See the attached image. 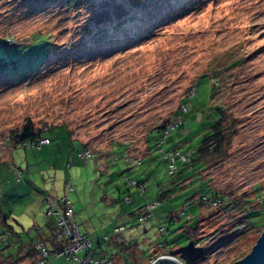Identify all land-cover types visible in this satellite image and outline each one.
I'll use <instances>...</instances> for the list:
<instances>
[{
  "label": "rangeland",
  "instance_id": "374dc122",
  "mask_svg": "<svg viewBox=\"0 0 264 264\" xmlns=\"http://www.w3.org/2000/svg\"><path fill=\"white\" fill-rule=\"evenodd\" d=\"M38 33L48 36L51 47L37 68L40 50L17 46L1 52L24 73L0 65V258L24 254L16 240L26 234L12 218L30 226L36 216L35 223L43 224L47 207L40 199L59 204L66 193L63 171L71 177L60 158L81 148L77 139L63 138V127L43 133L53 154L40 152L43 146L13 145L10 137L29 123L42 129L63 125L100 155L121 145L114 153L122 164L112 180L100 174L98 157L83 162L85 176L93 171L91 180L67 177L79 226L93 239V257L145 264L157 244L168 242L158 256L186 245L192 239L188 229L197 224L195 242L204 254L195 264H236L248 254L264 227V0H0L4 45L29 43ZM99 38L101 47L88 50ZM237 59L243 63L232 66ZM203 75L193 98L184 100V129L191 136L179 151L190 156L200 145L207 122L199 115L209 110L213 87L212 107L224 108L236 121L226 157L202 168L199 180L193 179L194 166L177 161L170 174L159 158L151 172L138 176L147 162L135 169L123 150L140 158L146 136L174 120ZM184 129L177 126L170 134L185 137ZM151 174L146 188L135 185ZM206 179L212 193L235 201L224 209L201 205V195L210 198ZM185 180L190 182L184 186Z\"/></svg>",
  "mask_w": 264,
  "mask_h": 264
},
{
  "label": "trees",
  "instance_id": "16d2710c",
  "mask_svg": "<svg viewBox=\"0 0 264 264\" xmlns=\"http://www.w3.org/2000/svg\"><path fill=\"white\" fill-rule=\"evenodd\" d=\"M104 31L102 30V32H104ZM95 35H97V33L93 34L94 38H95ZM145 37L146 36H144V35L136 37V38L132 36V37H129V40H131V39L134 40V38H135V40H142ZM101 40H102L101 38L96 39L95 43H94L95 45H93V44L88 45V50H90V51L94 50V47L97 45H99L97 47V49L99 47H101ZM4 42H6V39L0 38V65L1 66L8 65L10 67L12 66V68H14L15 70L21 69V68H17V60L13 57H9V59H6L5 56L1 53L2 50L7 49V48H11V47L16 48L17 46L18 47H29V49H30V47H33L32 51L40 50L41 52L39 53V55H40L39 63H38V65H36V62H35V66L33 67V68H37L41 64V62L44 60V58L47 55L48 50L51 47V43H50V41H48V36H45L44 34H40V33L36 34L34 36V38L29 43H26L23 45H21V44L16 45V43H14L13 45H10V44L4 45L5 44ZM116 49H118V47L113 48L110 51L114 52L113 50H116ZM30 51L31 50H25L23 52H25V54H30L32 52V51L31 52ZM98 51H100L103 55L107 53L106 51L101 50V49H99ZM17 57H18V55L16 56V58ZM31 57L32 56L28 55L26 57V59L31 60ZM242 63H243L242 59H237L230 64L232 66H236V65H240ZM20 73H24V72L20 70ZM203 77L206 78V76L203 75V76L199 77L195 81V83L192 85L195 88V93H196V86L195 85ZM207 77H209V76H207ZM211 89L212 90L210 91V94H209V102L207 104V109H209V110H207L205 112L201 111L200 115H199L201 120L204 119L207 122L206 130H204V132L201 134L200 145L193 152L189 153L192 155V157H190L191 155L189 156L191 159V165H186L187 169L188 168L192 169L193 166L195 167L196 172L195 173L193 172L192 175L194 176L193 177L194 179H198V180L202 179L201 178L202 176L199 173V171H201L202 168L206 167L208 164L215 163L219 159H223L224 157H226L227 150H228V148H230L232 141H233V137L237 133V130L235 129V122H236L235 119L233 117H229L228 115H225L223 113V112H225L224 108H222L220 106H213L212 107V105L210 104L211 100L213 98V95H214V88L212 87ZM194 94L191 96L192 98H193ZM191 97H189L187 94V97H184L182 103L180 104V106L186 105L187 112H188L189 108L187 106V103H185L184 100H185V98H191ZM208 111H210V112H208ZM184 114L185 113H183L181 111V109L179 108L177 111L176 117L174 118L173 121H170L167 123L165 122V123L161 124L160 126H158L157 128L151 130L150 134H148L146 136V140L149 141V139H150V140L158 141V146L160 149H162V145L165 143V137L167 135H169L171 133V131L178 126L177 125V117L180 116L182 118V116H184ZM182 120L184 123L182 126L180 125V127L184 129L185 120L183 118H182ZM170 124L173 125L174 128L171 130L169 129V133L167 135H164L165 129H167L168 126H170ZM60 126H63V125H58V126L54 125L48 129H42V128L35 127L32 123H29V124L25 125L24 127H22L21 129L17 130L13 134V136L10 137V140H11L13 145L30 143V145H32V146H38V142L42 138V134L45 131L53 130V129L60 127ZM13 137H15V138H13ZM119 146H121V145H119ZM124 150H126V147ZM174 150L176 151L179 149L178 148H172L169 151H174ZM169 151H162L163 156H164V153L169 152ZM185 153H187V152H185ZM163 159L167 162V160L165 158H163ZM183 165H185V164H183ZM166 170H167V165H166ZM177 170H178V168H177ZM205 181L207 184L206 185L207 189L210 193V198H207V196H206L207 194L201 195L200 200H199L201 205H205L203 202V199H202L203 197H206L211 202H216L217 204L215 206H213V204H210L208 206L209 207H215L217 209L218 208L224 209L231 202V200L235 201L231 195L226 196L225 194L223 195V194L212 193V189L209 187V184H208L209 179H206ZM252 202H253V197H250L249 203L251 204ZM251 206L252 205H250V209H251ZM145 214H146V212H145ZM147 214H149V213H147ZM244 217H246V215ZM169 218H171V217H169ZM177 219H178V217H177ZM4 222H5V220H4ZM198 229H199L198 224L196 227L188 229L189 234L192 235V239H194L195 241H196L195 234H196ZM263 229H264V227H262L260 229V232H262ZM59 235H60V231L58 230V228H56V230L52 231L51 237L49 239L50 247H47L48 251L50 253H54L64 246L65 240L63 238L62 239L59 238ZM164 243L168 246V242H164ZM165 244H162V245L157 244V246H155L153 251L151 252V255L148 257V259L145 260V264H150V262L148 263V261H150L152 259V257L156 258L158 256L156 254V252L158 250H162V248H164L166 246ZM89 251H87V252H89ZM36 254H37V250H36ZM36 258H37V256H36ZM110 260L113 262L112 259H110Z\"/></svg>",
  "mask_w": 264,
  "mask_h": 264
},
{
  "label": "crops",
  "instance_id": "0c3cea01",
  "mask_svg": "<svg viewBox=\"0 0 264 264\" xmlns=\"http://www.w3.org/2000/svg\"><path fill=\"white\" fill-rule=\"evenodd\" d=\"M60 127H63V129H64V132H63L64 137L63 138H66L67 141H69L70 139L71 140H76L77 139L80 142V144H81V148L75 149L74 147H72L71 152L66 153V156H64V154H63L64 157H61L60 159L62 161H63V159H66V167H68L69 169H71V170H69L70 171L69 173H70L71 177L75 180V182L76 181H81V179H83L84 177H86L84 180H86V179H90L91 180L92 177H93V175H94L93 174V171L92 170H91V172L88 171V174L85 176L84 173H83V169H82V168L85 167L84 166L85 164H83V162L89 161V159L88 160H85L81 156V153L85 149H89V148L85 145V143L82 140L73 137V135L69 131V129H67L64 126H60ZM188 131H189V129L188 130H185L184 129L182 131L184 134H186L185 137H183L181 135L180 131H177L174 134L175 136H172V134L168 135V137L165 139L164 145H162V149L159 148L158 141H156V140H150L149 139V141L146 142V149L141 153L140 158L139 157L138 158L136 157L137 156V153H135L133 155H128L127 152H126L127 150H123V151L125 152L126 158H130L131 157V160L130 161H133L134 159L137 160L136 163H135L136 164L135 165V167H136L135 169H138L139 168L138 166H142L144 164V162L145 163L147 162L146 165L144 164L145 167L141 169V171L139 172V175L138 176L144 175V174L146 175L147 172H151L152 171V170L150 171L149 169H152V167L155 164V162L158 163V161H156V158L157 159L159 158L160 161H162V162L165 163V160L163 159V153H162V151H169L172 148H178L179 149V147H180V145L182 144L183 141H188L189 140V137L191 136V133H190V131L189 132ZM197 133L198 132H196L195 134H197ZM42 137H46V138L48 137V140H50V137L48 135H46V134H42ZM29 144L30 143H27L25 145H29ZM49 145H50L49 142H48V144L41 145L40 147H42V146L43 147L40 149V152H45V153H48V154H51L52 152H54L53 148H51V145L50 146ZM68 145H70V143H68ZM30 146L31 147H37V146H32V145H30ZM118 146L119 145H117L116 148L112 149L111 153H105L103 155H100V154L92 151L93 152V157H95V158L98 157L99 158V160H98L99 165L97 167H98V169L100 171V174H102L103 176L110 177V180L113 179V178H111V176H113V174L116 176L117 173H118V171L116 170V166L117 165L121 166V164H122V163L119 162L120 161V157H119L118 153H114V151L115 152L116 151H119L118 150L119 149ZM153 152H157L158 155H153ZM152 158H154V161L152 160V161L149 162V159H152ZM47 160H48V158H47ZM130 161L128 160V162H130ZM114 163H115V166H113ZM80 165H82V166L79 167ZM62 166H63V164H62ZM53 167H56V162L53 164ZM57 167H59V166H57ZM135 169L132 170V171H135ZM96 171H97V169H95V172ZM95 174L97 175V172ZM64 175H65V180H66L65 181V189H67L66 183H69L73 187V184L70 183L71 180L69 181L67 179V177H70V176H67V171H65V172L63 171V176ZM71 177H70V179H71ZM152 178H153V175H152V177L151 176L148 177V179H147V177L146 178L144 177V179L142 180V183L139 184L137 182L136 186H139L140 185L139 187H141V188L144 189V188L147 187L148 182L150 183L152 181ZM150 179H151V181H150ZM193 179L190 180V181L192 182ZM189 182H187V180H185L184 181V186L187 185V184H189ZM160 185L161 184H156V186H160ZM71 192H74V187H73L72 191H70L68 193H67V190H66V193L68 195V198H69V194ZM165 197H167V196H165ZM48 198H50V200H52L53 202H55L54 198H52V197H47L46 198V197L42 196V198L40 199L41 200V203L43 205H46V207H47V204H46L45 201ZM185 204L187 205L188 203L186 202ZM73 210H74L75 219L77 221V225H78V228H79L80 232L81 233L88 234V235H91L89 233V231H88V229H87L86 226H84V228H82L81 226H79L80 225V223L78 221L79 219H77V217H76V213H77L78 210H77L76 206H74V205H73ZM79 210H81V209H79ZM46 215H47V217L43 221V224H37V223H35V221H34V219L36 218V216H35L32 222L31 221L28 222V223H32V225L28 226L29 224H25V225H27V227H25V225H23L21 222H19L15 218H12V221L14 222V225H17V226L21 227L22 228L21 232L26 234V238L27 239H24V240L17 239L16 240V242H18V247L20 248V250L22 252H24V254L22 256H17L16 258H14V257H12L10 255H8V257L5 258L4 260L2 258H0V264H32L34 262V260L36 259V256H37L36 249H35L37 243L42 242L47 247H50L49 239L51 237L52 231L53 230H56L57 224H56V218L53 215H48L47 213H46ZM168 217H172V216L170 215ZM4 218H7V217H4ZM41 220H43V218ZM4 225L6 227H8V224H7L6 221L4 222ZM12 230L14 231V229H11V233L12 234H16L15 231L13 232ZM59 238L62 239L63 236L60 234L59 235ZM97 240H99V239L97 238ZM15 244H17V243H15ZM98 244H99V242H98ZM159 245H162V244L160 243ZM122 246H124V245H122ZM8 247H10V245H8ZM92 248H93V239H92L91 249ZM107 260H109V259H107ZM107 260H104V261H107ZM65 262H66V260L63 259V258H55V257H51L50 258V264H67ZM113 264H114V261H113Z\"/></svg>",
  "mask_w": 264,
  "mask_h": 264
},
{
  "label": "built area",
  "instance_id": "2783aa9c",
  "mask_svg": "<svg viewBox=\"0 0 264 264\" xmlns=\"http://www.w3.org/2000/svg\"><path fill=\"white\" fill-rule=\"evenodd\" d=\"M194 93H195V88L192 87L188 96L191 97ZM180 109L183 113L187 112L186 105H181ZM183 123L184 122L182 118L180 116L177 117V125L182 126ZM173 128L174 126L170 124V126H168V128L165 129L164 135H167L169 133V129L171 130ZM48 141H49L48 138L42 137L39 140L37 147H40L41 145L48 143ZM81 156L85 160H88L93 157V152L90 149H85L81 153ZM163 158L167 160V171L170 174L174 173L177 170L178 168L177 161H180L185 165H191V159L189 155L179 150L166 152L164 153ZM133 161L134 163H136L137 160L134 159ZM136 184L137 182H135V185ZM66 187H67L66 189L67 193L72 191L73 189V187L69 183H66ZM67 193L58 200L59 204L53 202L52 200H50V198L46 199L45 201L47 204L46 213L48 215H53L56 218L57 228L60 231V234L65 239V244L58 251L54 253H50L48 251L47 246L44 243L42 242L37 243L36 244L37 258L32 264H50V256L55 258H64L67 264H113L111 260L102 262L88 253L84 254L83 256L79 255L80 251L83 250L89 251L91 249L92 239L88 234L80 232L77 225V221L75 219L73 205L69 200ZM202 199L206 206L210 204H213V206H215L217 204L216 202L209 201L206 197H203ZM127 200H129V198H127ZM155 203H160V201H157ZM155 203L147 207V210H145L146 216H143L144 218L149 217V214L147 213L149 210L155 207L156 205ZM156 258L151 259L150 264L153 263L156 260Z\"/></svg>",
  "mask_w": 264,
  "mask_h": 264
},
{
  "label": "water",
  "instance_id": "95a60500",
  "mask_svg": "<svg viewBox=\"0 0 264 264\" xmlns=\"http://www.w3.org/2000/svg\"><path fill=\"white\" fill-rule=\"evenodd\" d=\"M203 254L204 247L197 245L195 240L191 239L186 245L171 249L166 255L158 256L151 264H195ZM236 264H264V229L250 252Z\"/></svg>",
  "mask_w": 264,
  "mask_h": 264
}]
</instances>
